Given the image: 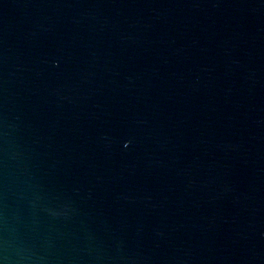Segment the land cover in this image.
<instances>
[{"label":"water","instance_id":"obj_1","mask_svg":"<svg viewBox=\"0 0 264 264\" xmlns=\"http://www.w3.org/2000/svg\"><path fill=\"white\" fill-rule=\"evenodd\" d=\"M0 264H264V0H0Z\"/></svg>","mask_w":264,"mask_h":264}]
</instances>
